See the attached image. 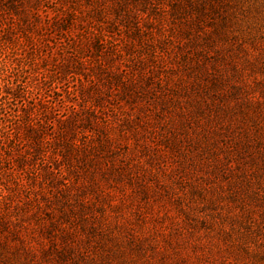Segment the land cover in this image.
Here are the masks:
<instances>
[{
	"label": "rangeland",
	"instance_id": "374dc122",
	"mask_svg": "<svg viewBox=\"0 0 264 264\" xmlns=\"http://www.w3.org/2000/svg\"><path fill=\"white\" fill-rule=\"evenodd\" d=\"M218 1L31 0L42 20L29 28L0 0V91L24 92L1 101L20 153L0 141V264H264L262 192L181 170L165 142L177 117L153 97L159 80H190L176 65L189 58L224 77L239 65L229 83L247 112L264 102V0H220L216 14ZM221 16L228 39L204 54ZM186 208L213 231L191 238Z\"/></svg>",
	"mask_w": 264,
	"mask_h": 264
},
{
	"label": "trees",
	"instance_id": "16d2710c",
	"mask_svg": "<svg viewBox=\"0 0 264 264\" xmlns=\"http://www.w3.org/2000/svg\"><path fill=\"white\" fill-rule=\"evenodd\" d=\"M11 2L14 12L21 15L24 21L26 20V27H33L34 23L42 20L36 3L33 4L31 0H11ZM24 3H29L32 11H27L22 6ZM18 4L21 6L18 7ZM222 6L223 1L219 0L209 7L213 13L219 14V8ZM225 25L226 19L221 16L219 27L213 30L214 33L205 34V46L201 52L205 51L204 54H206L207 48H213L214 34H222L219 39H228V34L222 31ZM1 41L4 46L8 45L6 40L1 39ZM228 46L227 43V46L221 47L220 50H226ZM3 49L4 47L0 45V52ZM201 52L198 51L197 55ZM178 64L181 65L184 73L188 74L190 80L180 79L172 89L168 90H163L159 80V91L153 94L154 102L162 106V110L168 112L172 107L171 114L177 117L168 124L170 127L167 130L170 135L165 136V142L175 152L176 164L183 171H193L195 174L204 172L208 175L207 179L213 177V182L219 178L227 180L228 190L244 183L248 189L252 190L251 197L258 199V192H262L260 199L263 201L264 102L262 98L255 102V109L249 114L247 98H240L242 96L240 85L236 82L229 83L233 77L242 75L241 67L239 68V65H234L231 61L226 67L230 68L231 72L225 77L214 66L208 69L206 64L203 65L200 62L190 64L189 58L176 61L177 66ZM201 67L202 71H200ZM195 68H198L199 72ZM4 83L8 86L7 81ZM227 83L230 84L229 89L224 87ZM23 96L22 90L13 88L9 91L3 87L0 91V110L4 107L1 104L2 100H8V98L20 100ZM27 131L30 130L27 129ZM0 141L1 147L8 148L9 153H20V147L15 144L13 138L4 137L0 132ZM230 176H234L233 181L228 180ZM255 185L259 191L253 190L252 187ZM262 205L264 206L263 203ZM186 213L190 215L187 208L182 209V214L187 216ZM188 218L187 216V222L184 223L185 229L181 222L174 224L176 233L179 234L183 229L191 238L200 239L202 234L208 235L206 233L213 231V224L207 218L193 216L189 218L190 221L187 220ZM205 230L207 232L204 233ZM219 252L221 253L222 250L219 249ZM231 258L221 260V263L230 264L228 261H232ZM236 260L232 263L238 264Z\"/></svg>",
	"mask_w": 264,
	"mask_h": 264
}]
</instances>
